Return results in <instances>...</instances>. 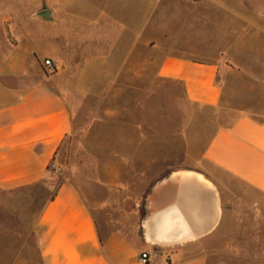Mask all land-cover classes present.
Listing matches in <instances>:
<instances>
[{"label":"crops","instance_id":"0c3cea01","mask_svg":"<svg viewBox=\"0 0 264 264\" xmlns=\"http://www.w3.org/2000/svg\"><path fill=\"white\" fill-rule=\"evenodd\" d=\"M217 1L134 0L129 14L146 17L145 27L131 33L135 43L160 18L163 29L151 34L160 42L159 75L181 83L187 100L210 112L215 128L200 169L173 170L152 188L136 240L107 224L101 228L79 187L62 183L44 200L35 223L42 264H137L142 252L149 253V264H264V112L258 111L264 76L245 80L254 78L245 75L253 72L249 66L264 72V60L230 66L221 54L203 56L202 48L186 42V35L205 28ZM25 18L36 17L0 12V36ZM171 18L180 21L176 30L168 27ZM122 30L129 32L119 35ZM1 42L0 51L6 47L10 54L0 63V191L13 192L43 185L74 119L55 76L28 53L34 48Z\"/></svg>","mask_w":264,"mask_h":264},{"label":"rangeland","instance_id":"374dc122","mask_svg":"<svg viewBox=\"0 0 264 264\" xmlns=\"http://www.w3.org/2000/svg\"><path fill=\"white\" fill-rule=\"evenodd\" d=\"M133 1L0 0V12L36 17L19 20L14 30L6 27L1 43L34 48L28 53L55 76L74 119L43 185L0 191V264H42L35 223L44 200L64 182L79 187L101 228L107 224L136 240L152 188L173 170L200 169L201 151L215 128L210 112L190 103L181 83L159 75L160 42L151 34L163 29L160 18L135 43L131 33L145 27L146 17H129ZM212 7L205 28L186 35L190 47L202 48L206 57L221 54L230 66L264 60V0H218ZM223 9L234 16L222 15ZM44 10L51 19L40 14ZM179 23L171 18L168 27L176 30ZM121 29L129 32L119 35ZM9 54L6 47L0 51V63ZM249 67L253 72L245 75L254 78L245 80L262 79L260 68ZM258 111L264 112V96Z\"/></svg>","mask_w":264,"mask_h":264},{"label":"built area","instance_id":"2783aa9c","mask_svg":"<svg viewBox=\"0 0 264 264\" xmlns=\"http://www.w3.org/2000/svg\"><path fill=\"white\" fill-rule=\"evenodd\" d=\"M44 64L47 67V69H50V70H53L55 67V64L51 60H48V59L45 60ZM56 165H57L56 161L53 159L49 164V169H52V170L56 169L57 167ZM149 262H150V255L147 252H142L137 259V264H149Z\"/></svg>","mask_w":264,"mask_h":264},{"label":"water","instance_id":"95a60500","mask_svg":"<svg viewBox=\"0 0 264 264\" xmlns=\"http://www.w3.org/2000/svg\"><path fill=\"white\" fill-rule=\"evenodd\" d=\"M40 14L51 19V11L50 10H44V11L40 12Z\"/></svg>","mask_w":264,"mask_h":264},{"label":"bare ground","instance_id":"6f19581e","mask_svg":"<svg viewBox=\"0 0 264 264\" xmlns=\"http://www.w3.org/2000/svg\"><path fill=\"white\" fill-rule=\"evenodd\" d=\"M174 231V230H173ZM179 231V230H178ZM175 232V231H174Z\"/></svg>","mask_w":264,"mask_h":264}]
</instances>
